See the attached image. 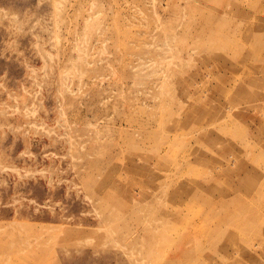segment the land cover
Listing matches in <instances>:
<instances>
[{"label":"rangeland","instance_id":"rangeland-1","mask_svg":"<svg viewBox=\"0 0 264 264\" xmlns=\"http://www.w3.org/2000/svg\"><path fill=\"white\" fill-rule=\"evenodd\" d=\"M0 264H264V0H0Z\"/></svg>","mask_w":264,"mask_h":264}]
</instances>
